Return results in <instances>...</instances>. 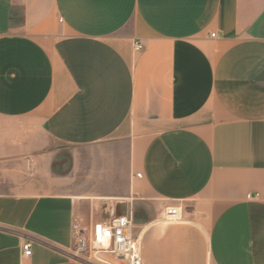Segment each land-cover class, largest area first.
Segmentation results:
<instances>
[{"label":"crops","instance_id":"crops-1","mask_svg":"<svg viewBox=\"0 0 264 264\" xmlns=\"http://www.w3.org/2000/svg\"><path fill=\"white\" fill-rule=\"evenodd\" d=\"M52 142L95 162L57 174ZM30 161L0 264H85L73 222L122 214L141 264H264V0H0V167Z\"/></svg>","mask_w":264,"mask_h":264},{"label":"built area","instance_id":"built-area-1","mask_svg":"<svg viewBox=\"0 0 264 264\" xmlns=\"http://www.w3.org/2000/svg\"><path fill=\"white\" fill-rule=\"evenodd\" d=\"M214 35V32L210 33V36ZM141 48L142 44L138 40L133 41L134 50ZM136 176L140 174L137 173ZM181 217L179 207H167L161 219L164 222H175L181 220ZM132 229V216L129 214L114 216L96 230L81 228L73 222V243L66 253L71 259L85 264H141L140 244ZM21 250L24 256H29L30 241L25 240Z\"/></svg>","mask_w":264,"mask_h":264},{"label":"rangeland","instance_id":"rangeland-1","mask_svg":"<svg viewBox=\"0 0 264 264\" xmlns=\"http://www.w3.org/2000/svg\"><path fill=\"white\" fill-rule=\"evenodd\" d=\"M49 146L56 150L55 158L52 162V170L57 174H63L69 169L71 153H75L77 156L75 162L76 169H80L81 166H86L89 161L95 162V155L97 153L95 146H69L57 142H52ZM25 164L23 167H0V172L7 171V178L11 180V183H16L19 180L29 184L35 179L32 175L35 169V163L30 161V163L26 162Z\"/></svg>","mask_w":264,"mask_h":264},{"label":"bare ground","instance_id":"bare-ground-1","mask_svg":"<svg viewBox=\"0 0 264 264\" xmlns=\"http://www.w3.org/2000/svg\"><path fill=\"white\" fill-rule=\"evenodd\" d=\"M103 243H105V240H102Z\"/></svg>","mask_w":264,"mask_h":264}]
</instances>
